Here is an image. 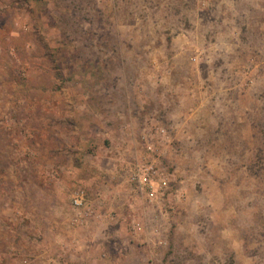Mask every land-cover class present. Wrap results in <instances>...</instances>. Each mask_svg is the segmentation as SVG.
Returning a JSON list of instances; mask_svg holds the SVG:
<instances>
[{"label": "rangeland", "instance_id": "obj_1", "mask_svg": "<svg viewBox=\"0 0 264 264\" xmlns=\"http://www.w3.org/2000/svg\"><path fill=\"white\" fill-rule=\"evenodd\" d=\"M249 2L0 0V264H264Z\"/></svg>", "mask_w": 264, "mask_h": 264}, {"label": "built area", "instance_id": "obj_2", "mask_svg": "<svg viewBox=\"0 0 264 264\" xmlns=\"http://www.w3.org/2000/svg\"><path fill=\"white\" fill-rule=\"evenodd\" d=\"M134 179H137L141 185V191L146 192L150 198L155 197V191L152 188V179L148 172H138L134 173ZM87 193L84 189H78L73 193L72 204L76 211L81 214V211H85L89 207Z\"/></svg>", "mask_w": 264, "mask_h": 264}, {"label": "crops", "instance_id": "obj_3", "mask_svg": "<svg viewBox=\"0 0 264 264\" xmlns=\"http://www.w3.org/2000/svg\"><path fill=\"white\" fill-rule=\"evenodd\" d=\"M223 1H225V2H227V1L233 2L234 0H223ZM249 1H250V0H238V2L241 3V5H242V6H240V8H242L243 11H241V15H238L237 18L240 19V18H246V17H247V15H243V12L246 13L245 10H247V9H251V8H252V5H251V7H250V5H249V3H250ZM251 1H253V0H251ZM227 6H228V5L224 3V4H222L220 7H221V9H228ZM249 15H250V14H249ZM228 17H229V18H234V15H233L232 17H231V14H230V16H226V19L229 20ZM231 21H233V19H231ZM242 21H243V20H242ZM242 21H241V22H242Z\"/></svg>", "mask_w": 264, "mask_h": 264}]
</instances>
